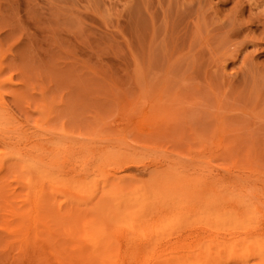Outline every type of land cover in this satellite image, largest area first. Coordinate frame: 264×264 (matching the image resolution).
Returning <instances> with one entry per match:
<instances>
[{
    "label": "rangeland",
    "instance_id": "374dc122",
    "mask_svg": "<svg viewBox=\"0 0 264 264\" xmlns=\"http://www.w3.org/2000/svg\"><path fill=\"white\" fill-rule=\"evenodd\" d=\"M261 110L264 0H0V121L4 120L0 122V181L6 191L2 194L33 195V189L22 182L24 177L31 183L41 181L38 185L47 187V193L54 187V195L47 197L50 207L35 212L40 222L35 226L28 221L27 237L8 238L0 227V264H91L93 259L101 264H173V253L181 251L184 256L190 253L192 264H227L230 255L232 264L241 258L264 264ZM218 122H223L224 133L216 137ZM59 140L82 149L74 148L73 154L67 153L71 157L62 159L54 143ZM95 145L108 148L114 159L106 162L114 166L108 165V171L102 163L109 174L104 173L114 174L117 180L127 174L122 183L128 185H157L171 172L195 175L193 183L204 173L210 181L206 178L204 184L191 186L187 176L189 187L185 184L183 196L175 197L180 205L166 213L152 208L134 213L124 195L109 197V209L92 208L96 196L88 192L71 203L75 184L69 179L78 168L76 157ZM25 154L31 155L29 161ZM121 154L133 155L136 164L119 165L116 159L121 162ZM10 162L18 168L10 164L5 169ZM129 173L137 183L128 179ZM46 180L58 181L54 184L59 186ZM177 181L175 186L185 183ZM200 186L205 192H193ZM2 198L3 224L8 218L2 207L8 210V206ZM159 198L158 205L164 197ZM53 202L62 205L58 212ZM237 202L257 209L237 208ZM27 206L23 205L28 214L35 216ZM52 214L60 221L66 215L63 219L68 221L55 224ZM129 221L135 229L141 227L139 232L151 231L153 236L159 232L161 242L182 246L187 241L190 252L186 249L184 254L180 246L175 249L174 243L172 250L160 244L154 247L153 240V246L150 241L140 243L138 230H132ZM127 234L133 240L128 244ZM108 237L114 240L110 239L112 246ZM104 245L108 247L102 257ZM211 256L220 259L212 262Z\"/></svg>",
    "mask_w": 264,
    "mask_h": 264
},
{
    "label": "bare ground",
    "instance_id": "6f19581e",
    "mask_svg": "<svg viewBox=\"0 0 264 264\" xmlns=\"http://www.w3.org/2000/svg\"><path fill=\"white\" fill-rule=\"evenodd\" d=\"M167 74V73H166ZM253 86V85H252ZM215 90V89H214ZM217 91V90H216ZM215 91V92H216ZM219 93V92H218ZM261 96V95H260ZM222 102V101H221ZM218 103H219V101H218ZM220 105V103L218 104V106ZM213 106V105H212ZM223 106V105H222ZM214 108V107H213ZM250 108V107H249ZM257 108V107H256ZM217 109H219V108H217ZM53 110V109H52ZM212 110V109H211ZM254 110H255V108H254ZM210 111V110H209ZM262 111V110H261ZM44 112V111H43ZM219 112V111H218ZM262 112H264V111H262ZM1 113V112H0ZM210 114V113H209ZM262 114H264V113H262ZM261 115V114H260ZM223 118V117H222ZM262 118H264V117H262ZM53 120V119H52ZM220 120V122L222 121V119H219ZM4 120H3V117H2V121H0V122H3ZM224 122V121H223ZM223 122H222V125L220 124L219 125V122H218V127L216 128V137H219V136H221V135H223ZM227 122H228V120H227ZM4 123V122H3ZM1 124V123H0ZM38 125V124H37ZM230 125H232V124H230ZM217 126V125H216ZM226 126V125H225ZM192 127H193V125H192ZM39 128V127H38ZM57 128V127H56ZM55 128V129H56ZM194 128V127H193ZM58 129V128H57ZM195 129V128H194ZM193 129V130H194ZM74 130V129H73ZM195 130H197V129H195ZM229 130V129H228ZM16 131H18V130H16ZM18 133V132H17ZM81 133V132H80ZM198 133V132H197ZM232 133V132H231ZM14 134H16V133H14ZM44 134V133H43ZM101 134V133H100ZM45 135V134H44ZM87 135V134H86ZM97 135V134H96ZM16 136H18V134L16 135ZM22 137V136H21ZM226 137H228V136H226ZM230 137V136H229ZM18 138H20V137H18ZM24 138V137H23ZM28 138V137H27ZM225 138V137H224ZM17 139V138H16ZM223 140V139H222ZM4 141V140H3ZM19 141V140H18ZM179 141V140H178ZM250 141V140H249ZM20 142V141H19ZM199 142V141H198ZM214 142H216V141H214ZM256 142V141H255ZM55 143V147L57 148L56 150H58V152L60 153V155H61V158L62 159H65V157L67 156V158H68V156L69 155H67V153L68 154H73V151H75V149L74 148H76L77 150H79V149H82V148H80L79 146H70L69 144V142H67V141H65V140H62V141H55L54 142ZM219 143H221V142H219ZM53 144V143H52ZM93 144V143H92ZM90 145V144H89ZM101 145V147H102V144H100ZM14 146H16V145H14ZM86 146V145H85ZM98 146H99V144H98ZM103 146H105V145H103ZM35 147V146H34ZM34 147H30L29 149H33ZM37 147V146H36ZM39 147V146H38ZM78 147H79V149H78ZM101 147L99 148V149H97V145H95L93 148H91V149H89L88 151H86V152H81L80 154H81V157L79 156V157H76V158H80L79 160H77L78 162H77V165H78V168L76 169V172H75V174H73L72 176L69 174V176H71L70 177V181L71 182H73L74 184H75V186H73V187H75V190L73 189V193L71 192V195H70V197H69V199H70V202L72 203V200H75L74 199V197H79L80 195H83V193L84 192H88V194L90 195V196H96V198H95V202L93 203V201H94V199H93V201H91V203H93L92 204V208L94 207V208H99V209H102V208H104V209H106V208H108L109 209V197H112V196H118V195H124L125 197L127 196L128 198V200L126 201V203L128 204V206H129V204H131V208H132V212H138V211H140L141 209H143V208H152V209H154V210H157V211H159L160 213L161 212H167V211H169L171 208H173L175 205H180V203H181V201L179 200H175V197H182L183 195L182 194H184V192L186 191L185 190V188L188 186L187 185V176H189L188 178L189 179H191V182H190V184L191 183H193L192 182V176H190V175H186V173H185V175H180L179 173L177 174L176 172H171V173H169L168 175H165L164 177H163V179L161 180V183L160 184H158L157 183V185H155L154 183L153 184H151V185H149L148 184V186H146V185H141V184H137V185H133V184H131L130 185V183H129V185L128 184H125V183H122L123 181H122V179L124 178V179H126L125 177L127 176L128 177V175L126 174H123L122 175V177H120V180L118 179H115L114 178V174H112L111 172V174H110V176L109 175H106V173L107 174H109L108 172H106V170L105 169H107V171L109 170L108 168H110L111 166H113V165H111V164H109L108 163V165H110V167L107 165V163L106 162H109V160L110 159H112L109 155H111L110 154V150L107 148V149H101ZM106 147V146H105ZM41 148V147H40ZM119 148H121V147H119ZM26 149H28V148H26ZM35 149V148H34ZM101 149V150H100ZM122 149V148H121ZM15 150H17V149H15ZM15 150H13V151H15ZM42 150V149H41ZM44 150V149H43ZM42 150V151H43ZM54 150V149H53ZM55 150V151H56ZM120 150V149H119ZM122 150H124V152H125V149H122ZM12 151V153L14 154L15 152H13ZM36 151V150H35ZM42 151L40 152V153H42ZM48 151V150H47ZM79 151H81V150H79ZM54 152V151H53ZM51 153V154H54V153ZM123 151H122V153H124ZM249 152V151H248ZM39 153V154H40ZM56 153V152H55ZM74 153H76V152H74ZM131 153V152H130ZM2 154V153H1ZM17 154V153H16ZM21 154V153H20ZM19 154V155H20ZM31 154V153H30ZM78 154V153H77ZM76 154V155H77ZM113 154V153H112ZM132 154V153H131ZM131 154H128V156L126 155V154H124V156H123V154H121V156H123V157H121V162H122V158H123V160H124V162H118L119 160H118V158L116 159L117 161V163L119 164H125V162L126 163H133V164H136V163H134L135 162V159H134V157H133V155H131ZM34 155V154H33ZM42 155V154H41ZM55 155V154H54ZM75 155V154H74ZM74 155H72L73 157H74ZM114 155V157H115V154H113ZM120 155V154H119ZM118 155V156H119ZM10 156V155H9ZM12 156V155H11ZM25 156H26V154H25ZM24 156V158H27V157H29V156H31V155H29V156H26L25 157ZM36 156H38V155H36ZM43 156V155H42ZM45 156V155H44ZM112 156V155H111ZM117 156V155H116ZM13 157V156H12ZM69 157H71V156H69ZM109 157H110V159H109ZM113 157V156H112ZM120 157V156H119ZM24 158H22L21 156H15V159H21V162L22 161H26ZM43 158V157H42ZM66 158V159H67ZM125 158V159H124ZM7 159H9V157L7 158ZM37 159V158H36ZM50 159V158H49ZM10 161H13V159L11 160V159H9ZM31 160V159H30ZM46 160V159H45ZM44 160V161H45ZM112 160H114V159H112ZM28 161H29V159H28ZM28 161H26V165H27V162ZM40 162V160H37V162ZM42 161V160H41ZM111 161V160H110ZM14 162V161H13ZM10 162L9 164H7L6 166H4L5 167V169H7L8 170V165H12V164H14V163H16V164H14L15 166L16 165H19V164H17L18 162ZM34 162H35V160H34ZM106 163L105 165H106V167L104 166V168H102V163ZM112 162H114V161H112ZM6 163V162H5ZM30 164V162L28 163V165ZM35 164H37L36 162H35ZM44 164V163H43ZM72 164V163H71ZM119 164V165H120ZM27 165V166H28ZM32 165V164H31ZM13 166V165H12ZM15 166H13V168L15 167ZM63 166V165H62ZM116 166H118V165H116ZM124 166V165H123ZM20 167V166H19ZM23 167H24V165H23ZM33 167V166H32ZM38 167V169H40V168H42V167H40L39 168V166H37ZM46 167H47V165H46ZM114 167V166H113ZM3 168V167H2ZM15 168H18V167H15ZM48 168H49V165H48ZM69 168V167H68ZM84 168V169H83ZM192 168V167H191ZM4 169V170H5ZM21 169V168H20ZM34 169V168H33ZM37 169V170H38ZM44 169V168H43ZM43 169H41L42 171H43ZM66 169V168H65ZM7 170H5V172L7 171ZM11 170H13L12 168H11ZM16 170H18V169H16ZM25 170H27V167L25 166ZM50 170V169H49ZM52 170V169H51ZM50 170V171H51ZM104 170V171H103ZM111 170V169H110ZM173 170V169H172ZM9 171H10V169H9ZM40 171V170H39ZM45 171H46V169H45ZM44 171V172H45ZM54 171V170H53ZM156 171V170H155ZM176 171H177V169H176ZM183 171V170H182ZM8 172V171H7ZM18 172H19V170H18ZM20 172H22V170L20 171ZM30 172H33V170H31ZM41 172V171H40ZM62 172H63V170H62ZM104 172H106V173H104ZM167 172H169V171H167ZM194 172V171H193ZM206 172V171H205ZM14 173H17V172H14ZM54 173L56 174V172L54 171ZM67 173V172H66ZM66 173H65V175H66ZM192 173V172H191ZM199 173V172H198ZM31 174H33V173H31ZM30 174V175H31ZM45 174V173H44ZM52 174V173H51ZM59 174V173H58ZM58 174H56V175H58ZM68 174V173H67ZM122 174V173H121ZM121 174H119V175H121ZM130 174L131 173H129V178L128 179H131L132 177V175L130 176ZM205 174H207V173H205ZM8 175V174H7ZM33 175H35V173L33 174ZM42 175V174H41ZM48 175V174H47ZM62 174H60V176H61ZM111 175H113L112 177L113 178H111ZM204 175V173L202 174V176ZM1 176V175H0ZM20 176V175H19ZM40 176V175H39ZM124 176V177H123ZM197 176H198V174H197ZM201 176V177H202ZM206 176H209L208 174L206 175ZM22 177V176H21ZM29 178H30V176H28ZM35 177H37V176H35ZM116 178H117V176H115ZM131 177V178H130ZM135 176H133V178H134ZM155 177V176H154ZM160 177V176H159ZM193 177H195V175L193 176ZM199 177V178H198ZM198 177H196L195 178V181H194V183H196L197 182V184L198 183H201V184H204V183H202V182H204L203 180H206V178H205V176H203L202 178L200 177V176H198ZM210 177V176H209ZM208 177V178H209ZM7 178H8V176H7ZM19 178V177H18ZM33 178V177H32ZM43 178H44V176H43ZM56 179L57 177H53V179ZM67 178V177H66ZM119 178V177H118ZM132 178V179H133ZM205 178V179H204ZM207 178V179H208ZM212 179L213 178H215V177H211ZM219 178V177H218ZM1 179V178H0ZM37 179H40V180H43V179H41V178H37ZM48 179V178H47ZM52 179V178H51ZM52 179V180H53ZM68 179V178H67ZM110 179L112 180L111 182H110ZM123 179V180H124ZM127 179V180H128ZM132 179H131V182H136L137 183V180H133L132 181ZM140 179V178H139ZM142 179V178H141ZM145 179V178H144ZM178 179H180V181L181 182H185V183H183V184H181L182 186H180V184H179V186L178 185H176L175 186V182H176V184H177V180ZM188 179V180H189ZM19 180H22V179H20L19 178ZM50 180V179H49ZM57 180V179H56ZM58 180H59V176H58ZM116 180V181H115ZM126 180V181H127ZM158 180V179H157ZM209 181H210V179H208ZM31 181V179L30 180H28V178L27 179H25V177H24V180L22 181L23 183H25L28 187H31L33 190V195H31V196H29L28 194L29 193H22V194H20V195H16V194H13V192L12 193H7L6 195L4 194V196H3V194H2V192L4 191V190H2L3 188H2V182L0 181V198H2L3 199V202L8 206V210H7V208H5V207H2V209L4 208V209H6V214H7V218L8 219H6L5 220V222H4V220L2 221V222H4L3 224L2 223H0V227L2 226L3 227V230L2 231H5V234H7L6 236H8V238L10 237V236H15V237H13V238H16L17 236H20V238H24V237H27V234H29V231L27 232V227H26V225H28V221H32V223H36L37 224V222H40L38 219H37V217H36V213L38 212L39 213V209H41L42 208V210H43V208H44V210L46 209V208H48V207H50V205L48 206V200H47V197L48 196H51L52 194V189L54 188L53 186H55V184L54 183H56V182H58V181H54V183L51 181V182H48L47 180H46V182H48L47 184H50V185H52V183L54 184L52 187L53 188H51L50 190H51V192H50V190L48 191V193L47 192H45L46 190V188L47 187H43V186H46V184L44 185H42V187L43 188H41V185H38L37 183H31L30 182ZM190 181V180H189ZM215 181V180H214ZM21 182V181H20ZM21 182V183H22ZM45 182V183H46ZM68 182V181H67ZM71 182H70V185H71ZM128 182V181H127ZM134 182V183H135ZM153 182V181H152ZM219 182V181H218ZM217 182V183H218ZM44 183V182H43ZM179 183V182H178ZM193 183V184H194ZM216 183V184H217ZM187 185L186 187L184 186V185ZM4 185H5V182H4ZM58 186H59V184H57ZM55 186V187H58V186ZM61 185V184H60ZM195 185V184H194ZM220 185V183L218 184V186ZM25 186V185H24ZM65 186V185H64ZM68 186V185H67ZM191 186H192V184H191ZM217 186V185H216ZM4 187V186H3ZM61 187V186H60ZM59 187V188H60ZM189 187V186H188ZM26 188V187H25ZM30 188V189H31ZM49 188H50V186H49ZM59 188H56V189H58V191H57V193L59 192ZM218 188H220V187H218ZM215 189H216V187H215ZM222 189V188H221ZM226 189V188H225ZM225 189H222L223 191L225 190ZM45 190V191H44ZM48 190V189H47ZM190 190V189H189ZM227 190H230V189H227ZM21 191V190H20ZM25 191V190H24ZM196 191H198V192H200V191H204L205 192V190H202V187L200 186V187H198L196 190H194L193 192H196ZM226 191V190H225ZM4 192H6V191H4ZM30 192V191H29ZM55 192V191H54ZM188 192V191H187ZM32 193V192H31ZM207 193V192H206ZM1 194H2V196H1ZM51 194V195H50ZM61 194V193H60ZM187 194V193H186ZM185 194V195H186ZM212 194V193H211ZM219 194H220V192H219ZM54 195V194H53ZM52 195V196H53ZM57 195V194H56ZM182 195V196H181ZM184 195V196H185ZM197 195H199V194H197ZM69 196V195H68ZM55 197V196H54ZM143 197V199H144V197L146 198V197H148V198H146V200H145V202L143 203V201H142V198ZM159 197H164V199H162L163 201L160 203L159 201V205L157 204V198H159ZM91 198V197H90ZM113 198V197H112ZM139 198L141 199V201H142V204H140V203H138L139 201ZM50 199H51V197H50ZM53 199V198H52ZM97 199V200H96ZM159 199H161V198H159ZM91 200V199H90ZM112 200V199H111ZM148 200V201H147ZM1 201V200H0ZM62 201V200H61ZM77 201V200H76ZM114 201H115V199H114ZM116 201H118V200H116ZM49 202H50V200H49ZM59 202V201H58ZM17 203H20V205L19 206H17ZM25 203H27V205L29 206V208L30 209H33V211H34V214H35V216H30L28 213H29V211H28V209H26V207L24 208L23 207V205L25 204ZM89 203H90V201H89ZM50 204V203H49ZM55 204H57V206L59 207V208H57V206L56 205H54V202H53V206H55V211H59L58 209H61V206L62 205H59V203H55ZM62 204V203H61ZM0 205H1V202H0ZM51 205H52V203H51ZM71 205V204H70ZM69 205V209H71V206L72 207H74L73 205H71L70 206ZM256 205V204H255ZM27 206V207H28ZM75 206L77 207V205L75 204ZM106 206H108V207H106ZM112 206V205H111ZM124 209L125 208H127V207H125L124 205H121ZM237 208H245V209H249V210H254V209H257V205L256 206H254V205H252V204H249V203H245V204H243V203H238L237 202ZM106 207V208H105ZM113 207V206H112ZM24 208V209H23ZM78 208V207H77ZM85 208V207H84ZM111 208V207H110ZM29 209V210H30ZM52 209H53V207H52ZM65 209V208H64ZM63 209V210H64ZM51 210V209H50ZM79 210H82V209H79ZM78 210V211H79ZM129 209L127 208V211H128ZM3 211V210H2ZM49 211V210H48ZM67 211V210H66ZM74 211V210H73ZM76 211H77V209H76ZM75 211V212H76ZM101 211V210H100ZM36 212V213H35ZM41 212V211H40ZM53 212V211H52ZM56 212V213H57ZM64 212V211H63ZM89 212H90V210H89ZM118 212V211H117ZM122 212V211H121ZM165 212V213H166ZM51 213V212H50ZM50 213H48V214H50ZM54 213V212H53ZM5 214V213H4ZM3 214V215H4ZM47 213H45L44 215H46ZM124 214V213H123ZM127 214V213H126ZM39 215V214H38ZM51 215V214H50ZM49 215V216H50ZM58 216V213L57 214H55V216ZM122 215V214H121ZM54 214H52V216H51V218L52 219H54ZM65 217H67L66 215H64ZM64 216H62L63 218H64ZM70 216V215H69ZM112 217H114V216H112ZM121 217V216H120ZM62 218V221L64 222V223H66L67 221H68V219L66 220V218L65 219H63ZM55 219H56V217H55ZM55 219H54V222H58V223H55V224H61V222L62 221H60L59 219L60 218H58V220L56 219V221H55ZM65 220V221H64ZM129 220V219H128ZM18 223H17V222ZM49 221V220H48ZM60 221V222H59ZM124 221V220H123ZM16 222V223H15ZM73 222V221H72ZM130 223H128V224H131V221H129ZM74 223V222H73ZM85 223H87V222H85ZM101 223V222H100ZM136 223H138V222H136ZM34 224H32L31 226L32 227H34ZM36 224H35V226H36ZM49 224V223H48ZM75 224V223H74ZM93 224V223H92ZM135 224V223H134ZM133 224V225H134ZM139 224V223H138ZM141 224V223H140ZM147 224V223H146ZM69 225H71V224H69ZM90 225V224H89ZM132 225V224H131ZM133 225H132V230H134L135 228L133 227ZM47 226H49V225H47ZM61 226V225H60ZM93 226V225H92ZM95 226V225H94ZM139 226V225H138ZM137 226V227H138ZM145 226V225H144ZM161 226V225H160ZM1 227V228H2ZM32 227H30V229L32 228ZM159 227V226H158ZM102 228V227H101ZM130 228H131V226H130ZM139 228H141L140 226H139ZM135 229V231L136 230H138L137 231V233H135V232H133V233H135L136 234V236H137V240L140 242V243H144V244H147V243H149V241L150 240H153V242H154V247L155 246H157L158 244H160V246L161 247H163V249H165V248H167L168 249V247H171L170 249L172 250V246H170V245H172L173 243L171 242V244H169L168 243V241L167 240H163V241H165V242H161V236L160 235H158V236H160L159 238H158V236H156V234H158L159 232V230L157 231L158 233H156V231L154 232V233H156L155 234V236H153L152 234H151V231H150V233L149 232H147L146 231V233L143 231V232H139L141 229ZM150 228H151V226H150ZM29 229V230H30ZM46 229V228H45ZM48 229H49V227H48ZM149 229V228H148ZM156 229V228H155ZM162 229V228H161ZM77 230V229H76ZM92 230H93V227H92ZM143 230V229H142ZM150 230V229H149ZM157 230V229H156ZM91 231V230H90ZM124 231V230H123ZM129 231V230H128ZM107 232V231H106ZM34 233V232H33ZM37 233H38V230H37ZM78 233H79V231H78ZM78 233H76V234H78ZM90 233V232H89ZM95 233V232H94ZM94 233H92V234H94ZM130 235H131V233L130 232H128ZM162 233V232H161ZM164 233V232H163ZM162 233V234H163ZM255 233H257V232H255ZM39 234V233H38ZM75 233H74V235H76ZM87 234V233H86ZM125 234V233H124ZM129 234H127V240H128V242H127V240H126V244H128L129 243ZM134 234V235H135ZM33 235V234H32ZM79 235V234H78ZM77 235V236H78ZM94 235H96V234H94ZM111 235H113L112 233H111ZM129 235V236H128ZM101 236V235H100ZM164 236V235H163ZM39 237V236H38ZM74 238H76V236H73ZM81 237H83V236H80V239H81ZM96 237H98V236H96ZM155 237H157L156 239H159V240H155ZM219 237V236H218ZM109 238V237H108ZM132 238V237H131ZM220 238V237H219ZM222 238V237H221ZM11 239V238H10ZM21 239V240H22ZM77 239V238H76ZM87 239V238H86ZM99 239H101V238H99ZM110 239H112L111 237L109 238V243H108V246L109 245H111L112 246V244L114 243H112V240H110ZM134 239V238H133ZM165 239V238H164ZM246 239V238H245ZM13 240V239H12ZM15 240V239H14ZM13 240V241H14ZM97 240V239H96ZM136 240V241H137ZM212 240H213V238H212ZM114 241V240H113ZM117 241V240H116ZM130 241H133V240H130ZM138 241H137V243H138ZM166 241H167V243H166ZM204 241V240H203ZM208 241V240H207ZM219 241H221V240H219ZM245 241V240H244ZM24 242V241H23ZM22 242V243H23ZM74 242H76L75 240H74ZM151 242V241H150ZM186 243H187V241H185ZM205 242V241H204ZM256 242V241H255ZM13 243V242H12ZM79 243V242H78ZM78 243L76 242L75 244H77L78 245ZM107 243V242H106ZM105 243V244H106ZM136 243V244H137ZM179 242H176L175 241V243L173 244L174 246V248L176 249L178 246H180L179 244H178ZM183 244L182 243V246L184 245V247H186V245H188V244ZM198 243H200V241L198 242ZM203 243V242H202ZM201 243V244H202ZM27 244V243H26ZM26 244H24V245H26ZM81 244V243H80ZM100 243H97V248H99L98 247V245H99ZM130 244H131V242H130ZM134 244V243H133ZM143 244V245H144ZM155 244H157V245H155ZM181 244V243H180ZM203 244H206V243H203ZM210 244V243H209ZM253 244H255L254 242H253ZM23 245V244H22ZM82 245H84V244H82ZM138 245V244H137ZM151 245H152V242H151ZM152 245V246H153ZM198 245H200V244H198ZM256 245V244H255ZM107 246V247H108ZM131 246H133V245H131ZM182 246H180L181 248H182ZM189 246V245H188ZM191 246V245H190ZM189 246V247H190ZM93 247H94V245H93ZM106 247V245H104V248H101V250L103 251V255H102V257H104L105 256V254H106V251H104L105 250V248H107ZM114 247V246H113ZM130 247V246H129ZM180 247H178L177 249H179ZM180 248V250H184L185 252H186V249H187V247L186 248ZM213 247H215V246H213ZM226 247V246H225ZM95 248V247H94ZM114 248H116V247H114ZM134 248V247H133ZM138 248V247H137ZM212 248V247H211ZM227 248V247H226ZM100 249V248H99ZM129 249V248H128ZM131 249V248H130ZM160 249V248H159ZM162 249V248H161ZM162 249V250H163ZM216 249H217V247H216ZM224 249V248H223ZM257 249V248H256ZM98 250V249H97ZM106 250H108V249H106ZM113 250H115V249H113ZM132 250V249H131ZM189 252H190V250H189V248L187 249ZM242 250H245V249H242ZM99 251V250H98ZM102 251H100L101 253H102ZM176 251V250H175ZM188 251L186 252V253H184V254H188ZM226 251V250H225ZM166 252V251H165ZM165 252H163L162 251V253H165ZM168 252H171L170 250L168 251ZM173 252H174V250H173ZM173 252H171V253H173ZM181 252H183V251H181ZM180 252V253H181ZM224 252V251H223ZM100 253V254H101ZM132 253V252H131ZM159 253V252H158ZM170 253V254H171ZM175 253V252H174ZM173 253V257H172V260H173V264H192V262H190V260H189V256L188 255H183V253H182V255L180 254V253H175V254H178V255H176L175 256V254ZM231 253V252H230ZM244 253H246L245 251H244ZM108 254V253H107ZM157 254V253H156ZM229 254V253H228ZM232 254V253H231ZM117 255V254H116ZM180 255V256H179ZM217 255L218 254H216V255H214V256H216L217 257ZM240 255V254H239ZM243 255V254H242ZM82 256V255H81ZM93 256V255H92ZM91 256V257H92ZM99 256V255H98ZM192 256V255H191ZM233 256V255H232ZM236 256V255H235ZM234 256V257H235ZM89 258V261L88 262H90V260L92 259V258ZM212 257V256H211ZM229 257H231V255L229 256ZM229 257L228 258H226V259H228V261H229ZM233 257V258H234ZM236 257H240V256H236ZM235 257V258H236ZM242 257H249V254H248V256H242ZM86 258V257H85ZM88 258V257H87ZM101 258V257H100ZM100 258H99V260H100ZM109 258V257H108ZM146 258V257H145ZM165 258V257H164ZM193 258V257H192ZM107 259V258H106ZM152 259H154V258H152ZM166 259V258H165ZM193 259H195V258H193ZM212 262H217V260L218 259H220V257H218V259L217 258H213L212 257ZM231 259V258H230ZM84 260V259H83ZM104 260V259H103ZM166 260H168V259H166ZM165 260V261H166ZM247 260H249V262H247ZM242 259L241 258V260L240 259H237V262H235V261H233L234 262V264H248V263H250V259L248 258V259ZM256 260V259H255ZM96 261V262H98V264L100 263V261H97V260H95V259H93V260H91V264L92 263H94V262ZM101 261H102V259H101ZM228 261L226 262L227 264H228ZM254 261V260H253ZM84 263H85V260L83 261ZM110 262H113V261H111L110 260ZM163 262V261H162ZM167 262V261H166ZM196 262V261H195ZM230 263H231V260L229 261ZM107 264L108 262H104L103 264ZM224 264H225V262H223ZM229 263V264H230ZM255 263V262H254ZM86 264H88V263H86ZM95 264H97V263H95ZM101 264V263H100ZM109 264V263H108ZM113 264V263H112ZM141 264V263H140ZM219 264V263H218ZM222 264V263H221ZM232 264V263H231ZM251 264V263H250ZM258 264V263H257Z\"/></svg>",
    "mask_w": 264,
    "mask_h": 264
}]
</instances>
